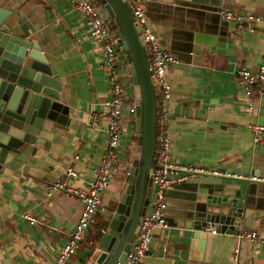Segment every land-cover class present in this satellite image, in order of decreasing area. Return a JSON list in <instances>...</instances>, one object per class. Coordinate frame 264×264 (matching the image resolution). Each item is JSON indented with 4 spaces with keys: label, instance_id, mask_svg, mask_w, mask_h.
Instances as JSON below:
<instances>
[{
    "label": "crops",
    "instance_id": "0c3cea01",
    "mask_svg": "<svg viewBox=\"0 0 264 264\" xmlns=\"http://www.w3.org/2000/svg\"><path fill=\"white\" fill-rule=\"evenodd\" d=\"M139 1L150 30L179 59L165 73L171 86L165 105L169 157L219 174H197L167 190L166 226L153 232L149 249L137 264H264V245L238 241L236 233L213 224L210 231H199L192 239L184 218L205 194L201 186L220 181L239 184L243 202L238 231L264 235V183L230 177L258 170L249 167L248 158H261L258 151L264 147V138L254 142L250 131L253 124L264 125V89L250 99L235 81L239 67L257 65L263 40L261 23L254 18L264 16V0ZM92 2L104 13L98 0ZM216 6L220 11L212 9ZM0 7L28 22L31 41L65 79L64 101L71 116L67 129L36 159L0 169V264H50L81 211L74 194L50 187L67 166L77 172V178L69 180L73 188L84 190L92 177L106 145L107 82L98 43L88 35L72 0H0ZM221 11L233 18H222ZM8 21L12 22L11 16ZM120 71L129 104L135 100L134 87L124 57ZM125 106L111 181L79 248L65 264H85L96 246L92 235L105 223L126 181L129 163L138 157L134 114ZM150 198L151 189L146 213ZM23 213L33 215L38 223L29 225Z\"/></svg>",
    "mask_w": 264,
    "mask_h": 264
},
{
    "label": "water",
    "instance_id": "95a60500",
    "mask_svg": "<svg viewBox=\"0 0 264 264\" xmlns=\"http://www.w3.org/2000/svg\"><path fill=\"white\" fill-rule=\"evenodd\" d=\"M187 1L207 4V0ZM98 2L113 20L121 37L134 87L133 130L139 154L129 163L123 188L98 230L99 237L94 241L96 246L85 264H118L124 259L138 231V221L145 213L150 196L156 98L143 43L126 4L123 0ZM212 9L216 11L217 6ZM9 16L12 22L8 21ZM31 33L26 20L0 7V169L17 168L28 159H36L60 131L67 129L70 122L69 106L64 101L65 79L61 72L47 63L38 45L31 41ZM258 152L261 158H248L249 167L258 170L244 172L237 179L261 180L264 183V147ZM23 169L26 171L27 165ZM201 188L206 189L205 194L199 202L192 203L190 214L183 216L187 219L185 227L192 231V239L199 231H210L211 224L221 231L237 233L243 202L241 186L220 181ZM165 204L166 216L167 192ZM189 245L193 246L194 241L191 240Z\"/></svg>",
    "mask_w": 264,
    "mask_h": 264
},
{
    "label": "built area",
    "instance_id": "2783aa9c",
    "mask_svg": "<svg viewBox=\"0 0 264 264\" xmlns=\"http://www.w3.org/2000/svg\"><path fill=\"white\" fill-rule=\"evenodd\" d=\"M133 18L137 33L143 43V48L148 61V68L153 77V86L156 98V127H155V152L151 171L149 173L151 198L150 210L143 214L138 221V231L126 252L124 259L118 264H137L147 253L153 232L166 226L164 210L165 198L169 188L185 182L197 174L218 175L217 170L208 171L202 167H187L172 162L169 153L171 149L168 129L167 113L165 105L170 97L171 86L166 80V69L179 63L178 57L172 54L156 35L150 30L147 17L139 0H123ZM74 8L80 13L87 24L88 35L98 43L99 53L102 59L101 67L105 73L107 82V96L104 100L106 121L105 135L106 145L102 150L99 162L93 168V175L87 180L84 190L73 188L69 180L77 178V172L72 166H67L59 180L50 188L60 189L74 194L81 201L80 214L68 233L66 241L58 248V251L50 264H65L78 249L89 228L93 215L101 202L104 189L112 178L113 163L122 128V115L124 105L129 114H134V102L127 104L124 100V88L121 81V64L124 52L121 37L111 18L98 10L92 0H72ZM222 18H233L228 12H220ZM240 17H236L239 20ZM246 19H252L247 16ZM261 23L259 32L262 36V51L257 65L254 68L239 67L235 71V81L240 90L251 99L257 92L264 89V16L254 18ZM251 30V29H250ZM123 55V57H122ZM125 59V58H124ZM126 62V61H125ZM249 110L252 103L247 104ZM252 140L257 142L264 138V125L253 124L250 127ZM231 177H240L232 174ZM255 177H252L254 179ZM22 217L33 226L38 223L37 218L29 213H23ZM214 233V229L211 230ZM236 239L249 243L264 245V235L254 230H239L235 234Z\"/></svg>",
    "mask_w": 264,
    "mask_h": 264
},
{
    "label": "trees",
    "instance_id": "16d2710c",
    "mask_svg": "<svg viewBox=\"0 0 264 264\" xmlns=\"http://www.w3.org/2000/svg\"><path fill=\"white\" fill-rule=\"evenodd\" d=\"M155 97H157V93L155 94ZM94 216V215H93ZM91 224V223H90ZM93 238H94V240H96V239H98V237H99V232L98 231H96V232H94L93 233ZM81 244V243H80ZM80 246V245H79ZM79 248V247H78Z\"/></svg>",
    "mask_w": 264,
    "mask_h": 264
},
{
    "label": "rangeland",
    "instance_id": "374dc122",
    "mask_svg": "<svg viewBox=\"0 0 264 264\" xmlns=\"http://www.w3.org/2000/svg\"><path fill=\"white\" fill-rule=\"evenodd\" d=\"M133 150H134V148H133ZM135 152L133 151V154H134ZM116 159L117 158H115V160H114V162H116ZM171 159V158H170ZM172 161V160H171ZM150 243H151V241H150ZM150 243H149V246H150Z\"/></svg>",
    "mask_w": 264,
    "mask_h": 264
}]
</instances>
